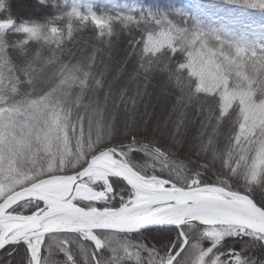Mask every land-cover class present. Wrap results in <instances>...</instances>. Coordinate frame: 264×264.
<instances>
[{
  "label": "snow or ice",
  "instance_id": "obj_1",
  "mask_svg": "<svg viewBox=\"0 0 264 264\" xmlns=\"http://www.w3.org/2000/svg\"><path fill=\"white\" fill-rule=\"evenodd\" d=\"M240 2L264 11V0ZM6 6L0 0V10ZM64 15L66 26L51 20L16 26L10 15L0 17V250L12 256L19 249L23 264H256L233 249L227 255L214 249L227 235L251 234L264 241V206L248 194L264 181V43L223 38L152 11L117 8L114 15H98L91 7H72ZM74 22L76 30L90 22L100 37L114 35L117 24L134 28L139 35L130 40V54L139 63L133 77L147 72L162 50L186 54L177 79L192 85L191 96L202 93L218 101L219 115L206 110L202 121L201 136H207L201 152L210 155L199 161L201 169L214 172L215 183L198 175L182 182L158 175L161 169L183 175L159 147L148 165L157 171L138 169L129 153L147 141L135 136L123 144L107 142L111 95L88 96L103 83V73L93 71L101 49H94L86 63L61 59L69 52L64 40L73 37ZM9 31L23 39L9 44ZM41 39L56 45V53L46 57L30 48ZM10 48L23 63L15 62ZM53 66L56 72L49 74ZM51 80L55 85L48 91L38 89ZM229 115L235 130L218 148V126ZM183 120L181 110L178 123ZM112 178L122 180L126 190H117ZM234 181L241 182L242 191L233 189ZM186 223L205 227L191 238L180 227ZM165 224L180 229L178 248L173 241L162 253L131 236ZM199 237L210 245L203 247ZM186 245L192 255L178 261Z\"/></svg>",
  "mask_w": 264,
  "mask_h": 264
},
{
  "label": "trees",
  "instance_id": "obj_2",
  "mask_svg": "<svg viewBox=\"0 0 264 264\" xmlns=\"http://www.w3.org/2000/svg\"><path fill=\"white\" fill-rule=\"evenodd\" d=\"M15 1L6 0L7 6L0 10V17L10 15L15 20L16 26L24 23L45 24L50 20L66 26L67 18L64 14L70 8L86 10L91 7L98 15H114L117 8L134 10L136 14H139L141 10L166 13L178 23L183 24L187 21L188 27L197 25L198 20L205 23L208 20L230 23L235 28L264 27V11L247 7L240 0H45V3H40L39 0H28L31 10L19 9ZM114 27L116 31L114 35L100 37L98 30L90 22L81 30L75 29L74 22L73 37L68 38L65 35L64 40V45L69 52L61 57L64 63L76 64L78 61L86 63L94 49H101L96 54L93 71L97 74L103 73V83L101 87L90 90L88 96L95 95L102 100L106 92L111 95V101L107 106V114L111 121V136L107 142L123 144L135 136L139 141H147V143H141L138 150L129 153V159L138 169L146 172L157 171L148 165L159 155L156 152V147H159L168 153L171 160L170 167L183 169V175L175 176L169 169L157 171L158 175L173 176L181 182L193 175H198L202 182L215 183L217 178L214 172L208 168L201 169L199 161L207 159L210 155L201 152V140L207 136V132L203 137L201 136L202 121L206 117V110L219 115L218 101L202 93L191 96L189 93L193 90L192 85L186 86L182 77L177 79V65L185 61L186 55L179 51L172 54L167 49L162 50L157 58H153L155 62L147 72L142 71L138 76L133 77V73L137 71L139 57L135 53L130 54V40L139 33L134 28L124 29L123 25L119 24ZM200 27L221 36L217 27L206 24ZM129 32L132 35H129ZM22 36V33L9 31L7 42L12 44L18 39H23ZM108 39L106 43L105 40ZM30 43L31 49L41 52L46 57L56 53V45L48 41L41 39ZM9 51L17 64L23 63V59L16 54V49L10 48ZM47 72L55 73L56 67H50ZM183 74L187 76V71ZM54 85L55 80H51L38 84L37 87L42 91H48ZM160 85L164 92L158 89ZM22 90L26 88L22 86ZM121 90H125L124 99L120 97ZM127 98H134L135 103H131ZM181 110H183L184 120L183 123H178ZM126 111H133L134 115L129 119ZM160 121L161 123L165 121L167 124L165 130L158 128L157 123ZM85 128L87 129V125ZM234 130L231 115L224 117L218 126L216 146L223 148L228 134ZM208 131H211V125ZM112 179L117 190H121L117 181L127 188L122 180ZM232 187L234 190H243L240 181H234ZM262 187H264V181L261 185L253 187L248 194L258 204L264 206ZM180 227L185 229L191 238H197L199 231L205 226L198 223H186ZM179 230L176 227H153L139 233H132L131 236L133 239L143 238L150 247L154 245L163 253L167 252L173 241L176 242V247H179ZM199 241L205 248L211 243L203 237H199ZM229 249L241 253L250 260L254 259L256 264H264V243L254 235H227L214 251L227 255ZM190 255L192 250L186 245L177 260H183ZM0 264H23V255L19 249L13 252L12 256L7 255V250H0Z\"/></svg>",
  "mask_w": 264,
  "mask_h": 264
},
{
  "label": "rangeland",
  "instance_id": "obj_3",
  "mask_svg": "<svg viewBox=\"0 0 264 264\" xmlns=\"http://www.w3.org/2000/svg\"><path fill=\"white\" fill-rule=\"evenodd\" d=\"M78 1H80V0H78ZM15 4H16V7H18L19 9H25V10H31L32 9L31 4L28 0H16ZM197 24L199 26H204L206 24V25H211V26L217 27L223 38H227V39L239 38V39H244L245 41H247L249 43H254V44L264 43V27H259V26L247 27V26H244V28H235L230 23L215 22L212 20H208V22L206 21V23L204 21L198 20ZM163 84H164V82H163ZM161 87H162V85H160L158 89H160L161 92H164V90ZM146 110H148V109H146ZM126 115L130 119V117L133 116L134 114H133V111H131V112L126 111ZM149 121H150V116H149L148 122ZM161 122L162 121L157 123L158 128L165 130V128H167V124H165V121L163 123H161ZM117 184H119V186H121V189H126L122 185L121 182L117 181ZM263 243H264V241H263Z\"/></svg>",
  "mask_w": 264,
  "mask_h": 264
},
{
  "label": "water",
  "instance_id": "obj_4",
  "mask_svg": "<svg viewBox=\"0 0 264 264\" xmlns=\"http://www.w3.org/2000/svg\"><path fill=\"white\" fill-rule=\"evenodd\" d=\"M163 226H166V227H177L176 225H174V224H165V225H163ZM163 226H148V227H146V228H142L140 231H143V230H146V229H149V228H153V227H163ZM90 242V241H89ZM91 243V242H90Z\"/></svg>",
  "mask_w": 264,
  "mask_h": 264
},
{
  "label": "clouds",
  "instance_id": "obj_5",
  "mask_svg": "<svg viewBox=\"0 0 264 264\" xmlns=\"http://www.w3.org/2000/svg\"><path fill=\"white\" fill-rule=\"evenodd\" d=\"M39 2L41 3V0H39Z\"/></svg>",
  "mask_w": 264,
  "mask_h": 264
}]
</instances>
